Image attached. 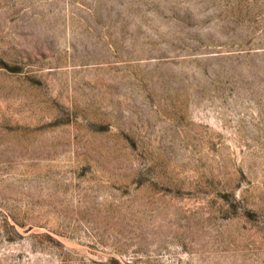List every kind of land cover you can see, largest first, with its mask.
Returning <instances> with one entry per match:
<instances>
[{
  "label": "rangeland",
  "instance_id": "374dc122",
  "mask_svg": "<svg viewBox=\"0 0 264 264\" xmlns=\"http://www.w3.org/2000/svg\"><path fill=\"white\" fill-rule=\"evenodd\" d=\"M0 264H264V0H0Z\"/></svg>",
  "mask_w": 264,
  "mask_h": 264
}]
</instances>
